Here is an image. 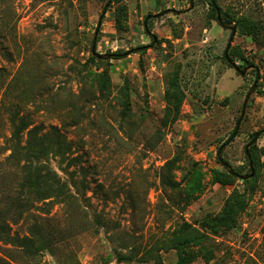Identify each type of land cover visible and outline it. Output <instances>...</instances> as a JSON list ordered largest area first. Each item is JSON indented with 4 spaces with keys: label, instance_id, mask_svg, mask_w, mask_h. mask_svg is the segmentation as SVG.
Wrapping results in <instances>:
<instances>
[{
    "label": "rangeland",
    "instance_id": "1",
    "mask_svg": "<svg viewBox=\"0 0 264 264\" xmlns=\"http://www.w3.org/2000/svg\"><path fill=\"white\" fill-rule=\"evenodd\" d=\"M107 2L0 0V146L11 133L9 115L20 110L46 129L58 126L72 148L66 159L49 157L69 185V202H39L13 224V239L0 240V264H179L176 250H166L178 224L218 213L233 187H245L239 177L230 185L216 180V171L226 170L219 147L228 142L222 156L241 174L250 172L245 147L260 131L256 145L264 150V28L252 37L236 26L230 41L232 31L213 19L208 0L181 14L171 9L189 0ZM220 3L264 26V0ZM94 44L115 55L84 66ZM226 51L241 68H255L241 76ZM104 70L110 84L102 92ZM177 73L186 97L170 122L166 90ZM168 162L177 189L162 182ZM255 171V192L236 227L219 238L223 262L228 247L241 264L248 254L264 264V153ZM14 172L8 166L0 175V190L18 179ZM25 235L30 248L20 245ZM131 248L135 259L119 262L118 253ZM189 264L207 263L198 257Z\"/></svg>",
    "mask_w": 264,
    "mask_h": 264
},
{
    "label": "trees",
    "instance_id": "2",
    "mask_svg": "<svg viewBox=\"0 0 264 264\" xmlns=\"http://www.w3.org/2000/svg\"><path fill=\"white\" fill-rule=\"evenodd\" d=\"M208 1L211 6V16L214 20L218 21L216 7H219L223 21L227 24L236 22V26L242 33L256 37L262 32L264 28L262 20L254 18L250 13L243 12L246 10L242 11L241 8H237V10L224 9L220 3L221 0ZM113 2H120V0H108L106 7ZM152 16L154 15L149 14L146 16L144 26L147 32H150L148 20ZM95 40H97L96 37ZM153 42L155 43L154 40ZM97 60L106 62L90 55L84 66H87L88 62ZM178 78L179 74L177 73L174 79H169L166 90L167 118L170 122H176L180 117L181 106L186 97ZM109 84V71L104 70L101 72V91L104 92ZM125 101L126 104H129L128 96ZM8 119L11 125V133L9 136H4L3 145L0 146L1 153L4 154L3 160H0V175L4 176L3 172L10 166L11 171L18 174V179L11 182L9 188L0 190V240L5 242H10L13 239L10 234L12 225L18 223L37 203H68L71 195L67 188L68 183L62 179V176L49 162L51 154L66 159L72 151L71 143L60 131V128L53 125L46 129L43 124H36L20 110L12 112ZM235 132L236 127L230 135V140L237 135L238 131ZM261 153H264V150L258 149L256 143L252 145L250 148L251 157L248 158L249 165L252 160L254 165L258 167ZM217 159L221 162L218 155ZM170 163L168 162L164 166L169 173L162 175V182L171 189H177L180 182L174 178ZM225 168V171H216V180L226 185L233 184L242 170L233 168L234 172L230 173L226 166ZM243 183L245 184L244 189L233 187L218 213L207 214L199 223H192L183 219L174 229L168 239L166 250H176L179 264H189L198 257L204 259L207 264H241L240 260L234 256L228 247L226 248L228 260L223 262L221 252L224 249V244L219 238L228 230L236 227L239 214L247 206L249 195L255 192L257 175L255 174L254 177L243 180ZM96 223L103 225L98 218ZM33 229L32 232L35 234L40 233L37 226ZM19 239L20 245L24 248H30L33 245V239L30 236L25 235L19 237ZM193 248L199 249L200 255ZM130 250V254L118 253V261L129 262L135 259L138 252H134L133 248ZM149 259L147 256L140 258L141 261L145 262ZM243 259L242 264H261L260 260L253 254H248ZM156 262H162L161 256L156 259Z\"/></svg>",
    "mask_w": 264,
    "mask_h": 264
},
{
    "label": "water",
    "instance_id": "3",
    "mask_svg": "<svg viewBox=\"0 0 264 264\" xmlns=\"http://www.w3.org/2000/svg\"><path fill=\"white\" fill-rule=\"evenodd\" d=\"M194 1L195 0H189V6L187 8H184V9H181V10L171 9V11L174 12V13H185V12H188L189 10H191L193 8ZM216 11H217L218 22L220 24H222L224 27H226V28H228V29H230L232 31L231 38H230V41H232L233 40V37H234V35L236 33V29H237L236 28V25L235 24H227L226 22L223 21V19L221 17V12H220L219 7H216ZM154 41H156V37H154ZM91 55H93V56H95V57H97L99 59H102V60H107V59L112 58L115 54L114 53H100V52L96 51V46L94 44L93 47H92V49H91ZM226 58H227L229 64H231V66L241 76H245L248 73L249 70L255 68V65L254 64H249V65L241 68L238 64L235 63L234 60H232L228 56L227 51H226ZM256 87H257V81H255L253 83V85L250 87V89L248 90V93L245 96V99H244V102H243V106H242V111H241V114H240V116L238 118V122H237V125H236V132L240 128L241 122H242V120H243V118L245 116V112H246V108L248 106L249 99H250L252 93L254 92V90L256 89ZM258 137H259V133H256L254 135V137L247 143V145L245 147V154H246L247 158H249V159L251 157L250 148H251L252 145H254L257 142ZM227 143L228 142L224 143L223 145H221L219 147L218 157L221 160V162L227 167V169L229 170V172L230 173H233L234 172L233 166L230 163L226 162L223 159V156H222V150L227 145ZM255 174H256L255 166H254L253 161L251 160L250 161V172L248 174H240L239 175V178L241 180H246V179H249V178L254 177Z\"/></svg>",
    "mask_w": 264,
    "mask_h": 264
}]
</instances>
